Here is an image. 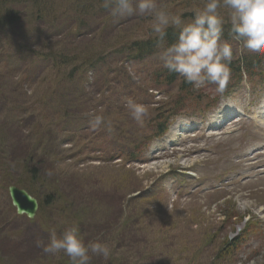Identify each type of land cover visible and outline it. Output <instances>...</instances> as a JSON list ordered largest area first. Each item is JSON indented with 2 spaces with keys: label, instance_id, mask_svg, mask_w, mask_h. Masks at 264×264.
Wrapping results in <instances>:
<instances>
[{
  "label": "rangeland",
  "instance_id": "obj_1",
  "mask_svg": "<svg viewBox=\"0 0 264 264\" xmlns=\"http://www.w3.org/2000/svg\"><path fill=\"white\" fill-rule=\"evenodd\" d=\"M156 4L173 15L191 17L203 8L204 0H156ZM5 9L16 11L20 17L19 25L0 33V72H7L15 86H19V81L13 77L15 73L11 72L12 67L16 66L13 60L20 55L17 58L25 63L31 62L33 58L27 53L28 48L43 54L69 48L72 51L64 53L67 56L74 54L97 58L96 49L115 48L122 42L149 36L154 38L151 17L135 14L113 16L111 10L104 7V0H18L5 5ZM221 12L225 14L223 10ZM22 42L26 47L17 49L16 43L22 45ZM232 43L234 58L239 59L243 55L235 42ZM91 47L94 49L86 50ZM163 48L145 61L128 64L123 62L120 55H108L104 64L101 63V76H98V79L101 77V109L96 107L86 114L93 118L102 116L104 123H114L120 121L121 116H129L125 103L129 99L137 102L141 91L153 85L152 72H156L154 70L163 64L160 59ZM60 59L59 56L55 59L56 67H59ZM33 65L31 74L38 71L44 72V76H49L51 80L55 78L56 69L53 66L51 69L50 64L34 62ZM118 68H123L125 72ZM31 74L28 79L24 78L26 82L23 88H29V95L35 92L34 96L37 97L44 85L29 84ZM17 78L19 80V76ZM87 80L93 81L90 75ZM3 82H0L1 88L6 84ZM52 83L53 89L58 92V82L55 80ZM178 86H159L149 102H163L164 96L181 101ZM72 91L77 90L74 88ZM158 94L162 97H157ZM188 94L190 101L183 113L193 118H184L188 120L184 121L183 126L179 123L182 129L172 147H168V134L161 140L149 142L145 148L147 151L138 163L127 162L122 157L106 161L109 154L125 150L128 141L134 138L146 140L150 136L156 124V115L151 116L150 110L155 105H145L148 104L145 102L141 105L146 108L147 115L142 124L131 117L133 124L138 125L132 128V132L123 135L101 128V144L104 146L101 145V153L98 150L86 152L88 149L81 152L101 154V165L79 162L81 150L74 146L61 161L54 158L48 160L47 166L60 184L54 186L55 181L53 184L41 182L34 185L41 192L42 202L43 195L50 190L54 189L58 195L63 194V191L69 192L73 198L89 205V212L94 209L96 214L100 207L103 208L101 226L104 230L107 226L119 225L126 218L130 223V233H135L138 238L143 237V246L132 251L115 252L116 259L112 257L105 260L104 264H264V125L256 129L253 122L235 124L239 118L233 112H242L245 105L254 100L259 110L264 105V91L251 94L248 85L241 83L237 92L227 101L234 110L229 109L225 114L219 110V115L216 114L218 110L210 109L217 95L212 87L193 88ZM91 96L97 98L98 95L92 92ZM118 104L119 108H123L121 112ZM4 117L0 114V120ZM124 123L118 125L119 129L123 128ZM36 124L31 123L34 126ZM28 128L34 132L32 126ZM211 128H216L213 131L220 135L211 136L213 131H208ZM29 130L23 132L26 139H30ZM93 132L81 138L84 145L93 138ZM78 136L79 133L75 135L76 138ZM71 152L75 155L72 156ZM162 152L165 153L164 157L151 158L152 154ZM68 155L72 160L67 159ZM4 170L0 168V176L5 174ZM7 176H11V172ZM23 176L26 175L23 173ZM8 199L7 192L0 188L2 223L3 218H7L4 209L8 206ZM55 201L59 202L57 197ZM79 219L58 203L53 208L43 205L35 217L36 222L34 219L16 217L8 222L10 227L6 228L7 225L3 224L0 242L6 240L2 236L12 232L13 239L5 245V250L9 248L10 251L13 250L10 249L12 245L29 234L39 232L37 240L45 239L55 230V226L58 236L59 232L65 231L62 229L76 224ZM89 241L107 244L110 252L115 246L109 233L104 238L103 235L88 237L85 244ZM37 253L34 252L35 255L30 256L28 261L34 260ZM64 255L58 252L55 257L49 256L50 260L46 264L71 262ZM0 261L7 264L1 257ZM92 261L97 262L95 258Z\"/></svg>",
  "mask_w": 264,
  "mask_h": 264
},
{
  "label": "trees",
  "instance_id": "obj_2",
  "mask_svg": "<svg viewBox=\"0 0 264 264\" xmlns=\"http://www.w3.org/2000/svg\"><path fill=\"white\" fill-rule=\"evenodd\" d=\"M13 0H4V2H12ZM12 18V17H11ZM10 16H5L4 18L0 19V28L1 31L3 28H6V25L14 24L11 20ZM182 19H186L187 22L192 19L190 15H181ZM14 19V18H12ZM227 27L225 26L224 34H226ZM167 37L165 46L173 43L176 39V32L173 31L172 28L167 30ZM225 38V36H223ZM131 46L133 47V51L139 54L147 53V55H151L158 50V48L162 45L157 44V40L155 38H149L143 40L141 42H132ZM93 48H88L86 50H92ZM105 53V52H104ZM120 54L124 53V50L120 49ZM102 54L98 53V58L90 57L87 55L78 56L75 58H70L63 56V60L59 61V67L68 69L66 75H60V72H57L58 77L62 76L59 79V85H61L64 89L68 87L70 83H72L76 78L77 74H81L82 76L85 75V72L93 67L99 66L104 58H102ZM52 55V54H51ZM55 57V55H53ZM255 58L242 59V66L233 64L231 65V70L235 68L232 74L236 75V77H240L241 74L244 72L248 77L254 75L252 70L254 68L253 62ZM82 71V72H81ZM166 72H170V75H167ZM157 76L161 81H167L166 83L172 84L177 80V75L171 73V71H164L163 69L159 70ZM166 79H162V78ZM181 91L185 92L188 89V85L186 82L181 83ZM101 92V89H100ZM53 94L49 93V97ZM39 99H35L31 105L29 102H19L16 99H13L11 102V107L8 110H5L3 106L0 107V114L4 117V119L0 120V168L5 169V174L0 176V187L3 189L5 186L9 184H14L20 187L25 188L31 194L35 195L41 200L39 189L34 187L36 183L43 182L45 185L47 183L53 184L57 178H54L52 175V171L48 164L49 158L57 159L56 152L53 150L57 148L54 144L59 145L62 141H60L61 137L57 139L56 134L54 133L55 129L52 128V125L56 128V131L59 132V129L62 125H66L71 118V112L68 111L63 105L62 107L59 104L54 106L51 105L50 101H45L46 97H38ZM86 99L90 100L89 97ZM37 106V110L35 112L29 113V106ZM82 109V104L79 105V112ZM178 108H174V110L170 111V115L176 113ZM29 114V117L23 119L21 116H17V113H24ZM168 113V114H169ZM53 116L51 122L46 124V120L48 116ZM168 115L164 120L163 123L158 125V133H163L166 127V120L170 116ZM35 121V122H33ZM7 124H6V123ZM37 123L35 126L31 125ZM29 126H32L34 132H30ZM29 130L30 139H26L23 135L24 131ZM7 133V134H5ZM11 138V139H10ZM28 141V142H27ZM31 143V146H28ZM33 143V145H32ZM28 146V147H27ZM30 147H35L30 149ZM8 172H11V176H7ZM23 173L26 176H23ZM54 178V179H53ZM25 179V180H24ZM27 180V181H26ZM56 184H60L59 181H56ZM41 186V184H40ZM44 187V186H43ZM53 189V187L51 188ZM54 190V189H53ZM53 190L43 195V202L42 205L47 207L53 208L55 203L61 205V207L65 210L69 211V214H74L80 219L77 220L76 225L79 226L82 239L86 242V238L95 236L101 229L97 227L93 228L90 227L92 222H99L101 224V213L103 208L98 206L100 209L99 213L95 214L94 209L91 212L88 211L89 205L83 202L81 199L73 198L69 192H64L63 194H57ZM52 196V198H51ZM57 197V201L55 198ZM87 202V201H85ZM8 206L4 209L7 218H3L4 221L0 219V234L2 233L3 224L7 225L6 228L11 225L8 222L14 220L16 215L12 207L10 206L9 202L7 201ZM104 211V210H103ZM94 214V215H93ZM18 219V218H17ZM89 221V222H88ZM92 221V222H90ZM133 222L132 224H134ZM70 225V224H69ZM71 226V225H70ZM87 226V227H86ZM55 230V226L53 227ZM68 227L62 230H66ZM108 230H112V228H107ZM54 230V231H55ZM12 231V229H10ZM9 233L10 237H9ZM63 231L61 232V234ZM38 234L35 235H27L20 239L17 244H14L7 250H5V245H7L8 240H12V232H8L6 236H2L6 240H2L0 242V257L2 260H6L7 264H34L35 262L39 261L37 264H46L49 262V256H54L55 254H46L42 251V248L37 246V242L40 241L43 244H47L49 241L50 235L46 236L45 239L37 240ZM60 232L58 236L61 235ZM112 235L115 237V242L113 243V252H110V256L108 259L112 257L115 258L114 253L118 251H132V249H137L138 247L143 246L144 239L143 237L138 238L135 233L131 234L130 232L121 231H112ZM1 239V238H0ZM6 241V242H5ZM21 241V243H20ZM34 260L28 261V258L32 255H35L34 252H37ZM65 257V255H64ZM93 258L96 259L97 262H93ZM107 259V260H108ZM116 259V258H115ZM90 264H104L105 260L102 257H92ZM0 264L1 261H0ZM60 264H71L69 261H60Z\"/></svg>",
  "mask_w": 264,
  "mask_h": 264
},
{
  "label": "clouds",
  "instance_id": "obj_3",
  "mask_svg": "<svg viewBox=\"0 0 264 264\" xmlns=\"http://www.w3.org/2000/svg\"><path fill=\"white\" fill-rule=\"evenodd\" d=\"M104 7L113 16L151 17V33L158 45L165 44L167 30L172 28L176 39L163 48L160 59L165 68L183 77L195 90L215 85L217 93L226 92L234 59L232 42L241 55H264V0H204L203 8L194 12L188 22L158 7L156 0H104ZM226 25L229 39L223 38ZM126 107L131 117L142 124L146 108L131 99L127 100ZM103 123V117L97 115L92 127ZM79 232L76 224L59 236L52 230L48 243L38 241L37 246L46 254L63 252L71 264H90L93 256L109 258L107 244L100 241L85 244Z\"/></svg>",
  "mask_w": 264,
  "mask_h": 264
},
{
  "label": "water",
  "instance_id": "obj_4",
  "mask_svg": "<svg viewBox=\"0 0 264 264\" xmlns=\"http://www.w3.org/2000/svg\"><path fill=\"white\" fill-rule=\"evenodd\" d=\"M8 195L12 207L15 209L17 215H25L32 219L37 210V202L25 190L16 187L8 188Z\"/></svg>",
  "mask_w": 264,
  "mask_h": 264
},
{
  "label": "bare ground",
  "instance_id": "obj_5",
  "mask_svg": "<svg viewBox=\"0 0 264 264\" xmlns=\"http://www.w3.org/2000/svg\"><path fill=\"white\" fill-rule=\"evenodd\" d=\"M261 121L263 122V119H261ZM164 155H161V154H153L151 158L153 159H159L161 157H163Z\"/></svg>",
  "mask_w": 264,
  "mask_h": 264
}]
</instances>
